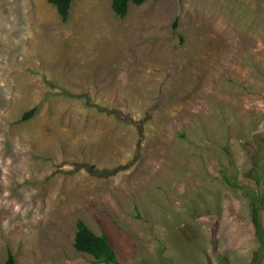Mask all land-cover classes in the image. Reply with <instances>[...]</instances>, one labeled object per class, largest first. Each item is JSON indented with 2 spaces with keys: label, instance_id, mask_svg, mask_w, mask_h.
Returning a JSON list of instances; mask_svg holds the SVG:
<instances>
[{
  "label": "rangeland",
  "instance_id": "obj_1",
  "mask_svg": "<svg viewBox=\"0 0 264 264\" xmlns=\"http://www.w3.org/2000/svg\"><path fill=\"white\" fill-rule=\"evenodd\" d=\"M112 1L0 0V264H252L264 0Z\"/></svg>",
  "mask_w": 264,
  "mask_h": 264
},
{
  "label": "trees",
  "instance_id": "obj_2",
  "mask_svg": "<svg viewBox=\"0 0 264 264\" xmlns=\"http://www.w3.org/2000/svg\"><path fill=\"white\" fill-rule=\"evenodd\" d=\"M53 4L62 19L65 21L68 17L72 0H48ZM148 0H113L112 9L119 17H124L128 11L129 4L140 5ZM158 1V0H153ZM177 23H174V28ZM34 113V110L28 111L24 114L23 118L28 119ZM262 149V145L260 144ZM253 160V168L251 175L256 181L258 192L255 194L252 190L248 189L246 185L237 182L235 179L223 173L222 178L224 183L233 189L242 190L250 199L251 208V222L254 228V234L259 242V248L253 256L252 264H260L264 255V228L261 222V210L264 207V190L262 187V180L264 177V157L251 154ZM74 248L81 253L88 254L97 262L107 264L116 263V253L109 243L105 235L96 234L82 219L76 221V231L74 237ZM4 264H16L15 258L11 252L8 253L7 259Z\"/></svg>",
  "mask_w": 264,
  "mask_h": 264
}]
</instances>
